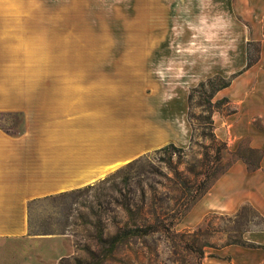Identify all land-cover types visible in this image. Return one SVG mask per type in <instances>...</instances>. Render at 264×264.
I'll use <instances>...</instances> for the list:
<instances>
[{
  "label": "crops",
  "instance_id": "crops-1",
  "mask_svg": "<svg viewBox=\"0 0 264 264\" xmlns=\"http://www.w3.org/2000/svg\"><path fill=\"white\" fill-rule=\"evenodd\" d=\"M181 1L179 41L108 66L101 45L63 48L33 64L11 50L10 38L89 35V24L74 20L84 18L74 9L83 0H0V114L22 117L18 132L0 125V264H57L71 249L69 234L30 231V202L166 144L188 145L189 89L214 75L230 78L212 97L228 99L227 110L212 112L214 132L232 150L246 139L259 151L257 166L235 158L176 225L194 228L209 213L236 215L246 204L264 218V0ZM133 4L131 20L154 15L155 0ZM242 239L204 248L203 263L264 264V226Z\"/></svg>",
  "mask_w": 264,
  "mask_h": 264
},
{
  "label": "trees",
  "instance_id": "trees-1",
  "mask_svg": "<svg viewBox=\"0 0 264 264\" xmlns=\"http://www.w3.org/2000/svg\"><path fill=\"white\" fill-rule=\"evenodd\" d=\"M229 82L230 78L214 75L197 85H209L211 88L208 98L204 99L207 114L200 120L209 130L195 132L192 129L187 147L169 143L154 149L156 152L164 151L167 147L179 150L175 154V165L172 164L168 172H160L156 168L139 169L124 174L118 180L110 174L96 183L86 185V188H92L98 183L106 184L98 187L79 203L88 208V211L80 212L72 223L81 226L89 243L84 244V257H73L74 264H166L165 260L192 264L190 256L194 255L198 260L204 255V247L209 244L206 241L199 243L200 228L177 231L174 230V224L218 175L236 157H241L237 150L231 151L226 141L217 137L214 132L212 112L216 107L227 104L228 99L223 96L212 100V97L217 89ZM190 98L191 92L188 94V99ZM188 117L190 120V114ZM229 152H232L234 158L226 161L224 155ZM143 156L147 157L148 153L145 152L124 164L133 166ZM172 159V155L161 158L169 165ZM182 163L188 166L180 169L179 165ZM256 166L257 164L254 167ZM152 173L160 174L161 179L153 180L150 176ZM81 189L80 186L58 194ZM230 242L242 243L243 239Z\"/></svg>",
  "mask_w": 264,
  "mask_h": 264
},
{
  "label": "rangeland",
  "instance_id": "rangeland-1",
  "mask_svg": "<svg viewBox=\"0 0 264 264\" xmlns=\"http://www.w3.org/2000/svg\"><path fill=\"white\" fill-rule=\"evenodd\" d=\"M134 1L136 3L137 0H83L82 4L75 6V12L83 15L84 18H91V20L84 18H74V20L80 21L79 24H89V28L92 29L89 31V35L10 38L13 40L11 50L20 53L22 59H25L27 62L39 63L50 61L53 52L56 53L57 50L63 48H65V50H77L80 48L90 51L94 50V46L97 47L101 45L106 47V60L109 66L112 61H130L136 57V55H147V53L142 54L136 52L148 46L152 48L156 45H163L171 40L176 42L179 41L177 34L178 29L181 27L179 14L180 5H182L183 1L155 0L154 15H149L146 18H141L142 15H139L138 20H131V9ZM137 10H140V13L142 12L141 10L146 12L144 3L141 5L139 4ZM143 15L145 17L146 13H143ZM182 15L187 16L185 18H189L190 13L186 12ZM74 16L76 17L75 14ZM62 26L61 24L58 27L63 28ZM163 29H169V31L175 29L176 36H169L168 32H165V30L162 31ZM157 32L159 34H157ZM256 47V42L250 44V59L255 57ZM85 54L93 55L92 52H87ZM161 54L162 53H160V55ZM199 83L190 87L189 92H191V98L188 99L187 106V118H189L188 114H190V120H188L191 131L195 129V132L201 129L209 130L208 127H205V123L200 120L207 114V111H205L206 103H204V99L208 98L211 88L209 85L198 87L197 85ZM217 109L222 111L227 110L228 105L224 104L221 107H216L214 110ZM0 125L10 132L20 131L22 128L21 114H0ZM184 147H187V145ZM230 150H237L241 155L239 158L245 160L250 168L257 164L259 151L250 149L246 139L241 140L238 148ZM147 153V157L143 156V158L137 161L133 166H125V164H122L111 170L106 176L111 174L118 180L130 171L132 172L139 169L152 170L154 168L160 170V172H168L169 167L172 164L175 165V154H178L179 150L167 147L164 151L156 152L153 149ZM171 155L173 159L170 165L168 162L161 160V158ZM232 158H234L232 152L224 155L226 161ZM186 166H188V164L182 163L179 165V168L183 169ZM150 176L154 178L153 180L161 179V175L158 173H152ZM98 181L99 180L91 183H96ZM86 185L81 186L82 189L80 191L39 198L29 204L30 231L39 234H69L68 238L71 249L62 259L60 258L58 260L57 264H60V262L62 264H74L73 257H84L85 255L84 244L89 243V239L85 236V231L81 226L74 225L72 221L76 220L80 212L86 213L88 211V208L79 204L80 201L90 196L98 187L106 184L98 183L92 188H86ZM176 223L174 224V230H182ZM257 226H264V221L248 205H244L236 215L209 213L204 217L202 223L197 226L200 228L199 243L206 241L209 245H206L204 248L209 250L212 249V247L222 245L232 240H240L245 229ZM197 227H194V229ZM61 247L65 248L64 243H62ZM202 257L196 260L194 255H192L190 256V262H192V264H204ZM165 262L166 264H179V261L172 263L165 260Z\"/></svg>",
  "mask_w": 264,
  "mask_h": 264
}]
</instances>
